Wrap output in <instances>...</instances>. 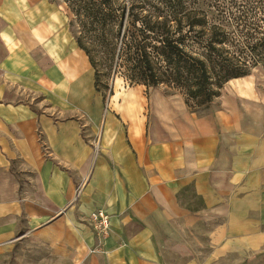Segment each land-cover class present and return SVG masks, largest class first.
Here are the masks:
<instances>
[{
	"label": "crops",
	"instance_id": "0c3cea01",
	"mask_svg": "<svg viewBox=\"0 0 264 264\" xmlns=\"http://www.w3.org/2000/svg\"><path fill=\"white\" fill-rule=\"evenodd\" d=\"M42 2L0 0V264L27 240L48 264H264V80L205 114L142 85L104 99Z\"/></svg>",
	"mask_w": 264,
	"mask_h": 264
},
{
	"label": "trees",
	"instance_id": "16d2710c",
	"mask_svg": "<svg viewBox=\"0 0 264 264\" xmlns=\"http://www.w3.org/2000/svg\"><path fill=\"white\" fill-rule=\"evenodd\" d=\"M62 1L102 37L116 75L135 86L163 85L188 107L211 108L229 82L264 70V0Z\"/></svg>",
	"mask_w": 264,
	"mask_h": 264
},
{
	"label": "rangeland",
	"instance_id": "374dc122",
	"mask_svg": "<svg viewBox=\"0 0 264 264\" xmlns=\"http://www.w3.org/2000/svg\"><path fill=\"white\" fill-rule=\"evenodd\" d=\"M30 1L34 4L42 0ZM41 4L45 5V8H47L51 14L53 13L59 15L61 18H63V20L66 18V28L71 32L76 41H78V39L81 40L83 47L88 52L91 61L98 72L99 87L101 91L107 95V100L109 99L111 88H113L116 92L134 87L136 85L130 79L124 77V75L115 74V69L111 67V53L102 46V37H98L88 32V30L84 27L85 19L81 15H77L76 13L72 12L67 3L62 0H43L40 5ZM108 42L110 44L115 43L111 38L108 40ZM114 79L115 85L113 83ZM253 80H257L258 82H262L264 80V70L262 68H258L253 72ZM107 87H109V90H107ZM145 89L149 96H172L170 95L172 91L168 90L163 85L157 88L146 87ZM229 91L230 90L222 91L221 97L214 101L211 108H207L206 106H197L195 103H191L190 107H187L190 108L189 110L194 114H205L207 112H212L220 106V99L225 95V93H229ZM179 96L184 99L182 95ZM22 243L23 244H20L18 247H16L12 253V256L8 258L7 264H48L51 262L49 250L43 243L36 240H27Z\"/></svg>",
	"mask_w": 264,
	"mask_h": 264
},
{
	"label": "built area",
	"instance_id": "2783aa9c",
	"mask_svg": "<svg viewBox=\"0 0 264 264\" xmlns=\"http://www.w3.org/2000/svg\"><path fill=\"white\" fill-rule=\"evenodd\" d=\"M90 221L96 231L107 234L110 229V216L104 211H98L91 215Z\"/></svg>",
	"mask_w": 264,
	"mask_h": 264
},
{
	"label": "water",
	"instance_id": "95a60500",
	"mask_svg": "<svg viewBox=\"0 0 264 264\" xmlns=\"http://www.w3.org/2000/svg\"><path fill=\"white\" fill-rule=\"evenodd\" d=\"M113 83H115V79H114Z\"/></svg>",
	"mask_w": 264,
	"mask_h": 264
}]
</instances>
